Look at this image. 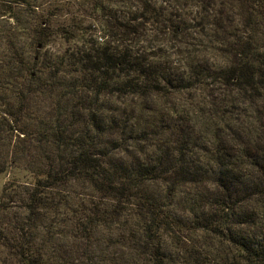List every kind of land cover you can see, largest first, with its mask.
<instances>
[{
  "label": "trees",
  "instance_id": "obj_1",
  "mask_svg": "<svg viewBox=\"0 0 264 264\" xmlns=\"http://www.w3.org/2000/svg\"><path fill=\"white\" fill-rule=\"evenodd\" d=\"M126 1L95 0L106 39L46 64L54 110L28 101L52 85L0 104V175L29 177L2 189L0 264H264V0L238 26L235 0H189L192 18ZM15 52L11 78L29 72Z\"/></svg>",
  "mask_w": 264,
  "mask_h": 264
},
{
  "label": "rangeland",
  "instance_id": "obj_2",
  "mask_svg": "<svg viewBox=\"0 0 264 264\" xmlns=\"http://www.w3.org/2000/svg\"><path fill=\"white\" fill-rule=\"evenodd\" d=\"M94 1L0 0V81H4V83L13 81L15 84L13 87L8 84L3 87V83L0 84V96L6 98L0 104L17 106L18 102L11 97L12 92L17 90V92H21L25 96L28 88L33 90L38 88L39 85H52L50 87L52 90L48 94L40 96L39 93H35L37 95H35L36 98L28 101L29 110L32 114L36 113L43 117L52 109L54 110V104L59 97V92L54 91V78L48 79L50 70L47 69L46 64L48 62L53 63L54 56L70 53L71 49L81 46L83 41H103L106 39L102 35L105 32L103 29L105 23L104 15L93 8ZM121 1L123 0H103L105 6L108 7L106 13L108 15L111 13L117 14L116 9L119 10L124 4ZM165 1V4L172 6L175 0H158L157 2L163 3ZM246 2L247 0H235L233 3L234 7L230 10V14L234 18V25L238 26L245 20L244 11L246 12V10L244 6ZM136 3L137 0L126 1L128 6L133 5L135 7ZM178 4L179 9H182L180 13L187 12L191 18L195 16V8L191 6L192 3L189 0H179ZM14 17L16 21L13 19ZM109 21L114 22L113 19ZM155 32L150 26H147L146 33H149L148 35L150 36H146L142 43L144 45H153L156 51L162 50L159 52L163 55L170 53L171 57H176L179 49L171 46L170 36L166 33L167 31H161L160 35H156L154 38ZM71 33L74 34L73 37ZM38 39L47 41V44L39 48ZM195 43L198 42L195 41ZM13 47L17 51L15 52L16 57L23 59V62L29 67V72H22L11 78L8 74V62L13 60L11 59ZM195 48L199 50V47ZM209 56L217 59L214 53L209 54ZM222 59V57H219V61ZM31 73L34 76H31ZM4 105H1V107L4 108ZM0 120H3V117L0 116ZM27 122H30V120L26 118L22 121V123ZM22 123L17 126H22ZM12 124L13 126L15 125V123ZM7 136L12 139L13 143L19 141L18 131H10ZM28 180V172L23 167L0 175V195L2 189L13 186L12 183L14 181L27 183ZM0 252L2 255L1 249Z\"/></svg>",
  "mask_w": 264,
  "mask_h": 264
},
{
  "label": "water",
  "instance_id": "obj_3",
  "mask_svg": "<svg viewBox=\"0 0 264 264\" xmlns=\"http://www.w3.org/2000/svg\"><path fill=\"white\" fill-rule=\"evenodd\" d=\"M39 48H40V46H39Z\"/></svg>",
  "mask_w": 264,
  "mask_h": 264
}]
</instances>
